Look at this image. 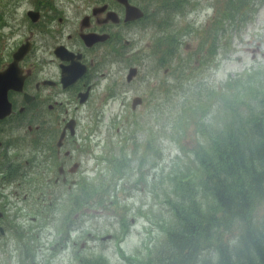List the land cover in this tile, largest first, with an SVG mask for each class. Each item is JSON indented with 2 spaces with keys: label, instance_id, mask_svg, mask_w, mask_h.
<instances>
[{
  "label": "rangeland",
  "instance_id": "rangeland-1",
  "mask_svg": "<svg viewBox=\"0 0 264 264\" xmlns=\"http://www.w3.org/2000/svg\"><path fill=\"white\" fill-rule=\"evenodd\" d=\"M54 2L57 18L87 8L81 0ZM145 6L146 21L135 33L124 34L129 45L121 44L122 54L109 70V81H119L117 100L80 114L81 133H96L87 142L89 154L101 158L107 151L115 160L111 172L103 171L113 185L81 189L79 184L69 190V246L57 251L54 264L149 262L165 241L170 216L164 202L170 190L182 176L197 174L195 129L184 109L212 103L213 115L207 121L218 128L227 122L221 111L235 93L252 87L264 94V0H150ZM36 7V0H0V43L6 49L37 27L28 17ZM232 7L241 10V20L233 26L230 20L219 25L215 16ZM211 34H217L215 44ZM115 61H121L117 68ZM130 66L140 73L127 84ZM135 95L144 103L133 111L130 101ZM109 128L112 137L104 143ZM98 142L104 147L98 148ZM59 201L54 198L64 205ZM61 235L48 239L61 245ZM109 235L112 238L103 241Z\"/></svg>",
  "mask_w": 264,
  "mask_h": 264
},
{
  "label": "flooded vegetation",
  "instance_id": "flooded-vegetation-1",
  "mask_svg": "<svg viewBox=\"0 0 264 264\" xmlns=\"http://www.w3.org/2000/svg\"><path fill=\"white\" fill-rule=\"evenodd\" d=\"M128 1L142 18L127 20L117 0H81L87 8L57 18L54 0H36L38 21L28 17L37 27L12 48L0 43V264H54L57 251L69 246V190L113 185L103 171L111 172L115 160L107 151L101 158L89 154L87 142L96 133H81L80 114L117 100L119 81H109L110 67L121 44L129 45L124 34L146 21L150 2ZM120 64L115 61L116 68ZM126 71L127 84L138 79L136 66ZM134 98L136 111L144 98ZM57 232L61 245L48 239Z\"/></svg>",
  "mask_w": 264,
  "mask_h": 264
},
{
  "label": "trees",
  "instance_id": "trees-1",
  "mask_svg": "<svg viewBox=\"0 0 264 264\" xmlns=\"http://www.w3.org/2000/svg\"><path fill=\"white\" fill-rule=\"evenodd\" d=\"M241 16L232 7L215 17L233 26ZM228 105L218 128L207 121L212 103L184 109L195 129L197 174L182 176L170 190L164 244L142 264H264V94L243 88Z\"/></svg>",
  "mask_w": 264,
  "mask_h": 264
},
{
  "label": "water",
  "instance_id": "water-1",
  "mask_svg": "<svg viewBox=\"0 0 264 264\" xmlns=\"http://www.w3.org/2000/svg\"><path fill=\"white\" fill-rule=\"evenodd\" d=\"M119 3L123 4L125 7H126V10H127V20H135V19H139V18H142L144 16V13L138 9L137 7H134L132 5L129 4V1L128 0H117ZM34 11H31L28 13V16L34 21V22H37L38 21V18L34 17L33 16ZM37 15V14H35ZM20 51H18L16 53V56L15 58L17 59V61L19 59L22 58V54L20 53ZM133 75H130L129 76V80L132 78ZM5 93H7V90L5 89ZM110 236H107L105 238H103L104 240H107ZM84 244L81 246V248H83Z\"/></svg>",
  "mask_w": 264,
  "mask_h": 264
}]
</instances>
